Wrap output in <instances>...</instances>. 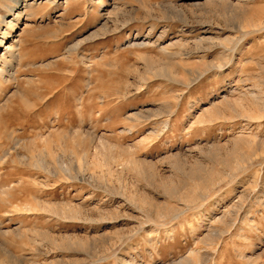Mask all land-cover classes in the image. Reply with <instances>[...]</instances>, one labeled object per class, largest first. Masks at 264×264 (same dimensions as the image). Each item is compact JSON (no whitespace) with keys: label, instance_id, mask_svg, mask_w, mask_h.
Listing matches in <instances>:
<instances>
[{"label":"rangeland","instance_id":"1","mask_svg":"<svg viewBox=\"0 0 264 264\" xmlns=\"http://www.w3.org/2000/svg\"><path fill=\"white\" fill-rule=\"evenodd\" d=\"M12 4L0 264H264V0Z\"/></svg>","mask_w":264,"mask_h":264},{"label":"bare ground","instance_id":"2","mask_svg":"<svg viewBox=\"0 0 264 264\" xmlns=\"http://www.w3.org/2000/svg\"><path fill=\"white\" fill-rule=\"evenodd\" d=\"M13 1V4L12 5H10L9 6V12L6 14V15H4L3 17H2V22H3V24H5L6 25V27H5V29H8V27H9V24H11L12 22H18L19 20H20V15H19V9H24L27 5H29V4H35L36 2H37V0H30L29 1V3L27 2V0H12ZM20 13H21V11H20ZM108 24V23H107ZM12 25V24H11ZM1 37H4V33H2V35H1ZM2 41V40H1ZM2 45V44H1ZM12 48V47H11ZM11 48H10V50H11ZM8 49H9V47L8 46H6L5 48H4V50L7 52L8 51ZM162 50H166L165 49V47L163 46L162 48H161ZM9 50V51H10ZM12 51V50H11ZM14 51V50H13ZM11 53H14V52H11ZM11 53H10V55H11ZM165 53H167V52H165ZM168 53H169V51H168ZM171 53V55L170 56H174L175 54H172L173 52H170ZM177 53V52H176ZM9 55V56H10ZM15 55V54H14ZM13 55V56H14ZM169 55V54H168ZM8 56V57H9ZM13 56H10V59L11 58H13V60H14V58L15 57H13ZM179 56V55H178ZM151 57V56H150ZM143 58H144V60H146L148 63H149V67H151L152 69H154L156 72H158V73H161V72H163V73H165V74H167L168 76H172V72L173 71H171V69H170V67L169 66H167V65H160V63L159 64H157V63H155V61L154 60H152L151 58H149V57H145V56H143ZM0 64H1V66L3 67V69L4 70H2V71H6V70H9L8 72H10V70H12V68L14 67L12 64H11V61H12V59L11 60H8V59H6L4 56H1L0 57ZM13 62H15V61H13ZM1 67V68H2ZM1 68H0V72H1ZM199 69H201V68H199ZM150 70V69H149ZM152 71V70H151ZM201 71V70H200ZM3 73H5L6 74V72H3ZM193 74H194V72H193ZM201 74V73H200ZM163 75V74H162ZM195 75V74H194ZM163 77V76H162ZM167 77V76H166ZM168 78H170V77H168ZM193 79H189V81L191 82ZM185 81V80H184ZM187 81V80H186ZM189 81H187V83L189 82ZM236 144V143H235ZM111 156V155H110ZM103 157V156H102ZM106 158V157H105ZM107 160H109V158L107 159ZM223 160V159H222ZM113 161V160H112ZM109 163V162H108ZM123 163V162H122ZM239 163V162H238ZM98 164V163H97ZM110 164V163H109ZM108 164V166H107V172L108 173H111V167H110V165ZM82 165V164H81ZM103 166V165H102ZM104 167H105V164H104ZM82 168V167H81ZM62 169V168H61ZM105 169V168H104ZM49 171V170H48ZM194 172V171H193ZM104 173V172H103ZM113 173V172H112ZM195 173V172H194ZM105 175H106V173H105ZM108 175V174H107ZM115 175V174H114ZM209 175V174H208ZM204 176V175H203ZM211 176H213L210 180H209V182H211L212 181V179H214V177L216 176L215 174L214 175H211ZM205 178V177H204ZM208 178V177H207ZM207 183H208V181H207ZM204 186H205V184H204ZM169 189H170V187H169ZM74 240V239H73ZM4 250V249H3ZM7 259V258H6ZM1 260H3V258L2 259H0V261ZM10 261V260H9ZM8 262V261H7ZM2 263V262H1ZM5 263V262H4ZM10 263V262H9Z\"/></svg>","mask_w":264,"mask_h":264}]
</instances>
